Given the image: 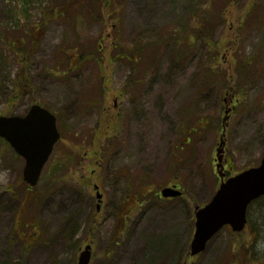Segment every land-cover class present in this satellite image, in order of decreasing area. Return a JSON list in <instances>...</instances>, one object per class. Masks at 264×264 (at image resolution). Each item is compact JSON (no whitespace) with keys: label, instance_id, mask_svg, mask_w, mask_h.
Instances as JSON below:
<instances>
[{"label":"rangeland","instance_id":"rangeland-1","mask_svg":"<svg viewBox=\"0 0 264 264\" xmlns=\"http://www.w3.org/2000/svg\"><path fill=\"white\" fill-rule=\"evenodd\" d=\"M97 3L78 0L57 15L64 0H0V116L39 104L62 134L34 188L23 181L24 159L0 139V264H78L88 245L90 264H264V198L243 232L225 227L190 256L196 207L221 174L264 156V0H124L112 38L125 49L173 31L203 37L184 50L171 35L158 50L145 41L135 74L112 64L107 93L91 57L76 70L60 61L101 38L107 46L104 32L117 21L93 19ZM205 66L216 77L201 88ZM22 71L30 93L14 94ZM93 139L103 144L95 149ZM165 188L182 195L165 199Z\"/></svg>","mask_w":264,"mask_h":264},{"label":"water","instance_id":"water-1","mask_svg":"<svg viewBox=\"0 0 264 264\" xmlns=\"http://www.w3.org/2000/svg\"><path fill=\"white\" fill-rule=\"evenodd\" d=\"M0 138H4L25 160L24 181L35 187L61 134L56 116L40 105H34L25 117H0ZM162 195L177 198L181 192L165 188ZM261 197H264V158L259 167L223 181L211 202L203 208H196V229L190 255L203 253L209 241L225 226H230L233 232H242L248 222L249 205ZM91 257L92 247L89 245L82 251L78 264H90Z\"/></svg>","mask_w":264,"mask_h":264},{"label":"trees","instance_id":"trees-1","mask_svg":"<svg viewBox=\"0 0 264 264\" xmlns=\"http://www.w3.org/2000/svg\"><path fill=\"white\" fill-rule=\"evenodd\" d=\"M76 1H78V0H64V4L61 5L59 9L57 8V10L55 11L56 14L57 15H59V14L64 15L65 13H68L69 10L71 9V6L69 4L72 3V5H73L74 2H76ZM94 1L98 2L94 6L98 10L97 14H93L92 12L88 11L87 7L83 8V10H86V11H88L89 14H92L90 16L93 19L99 20V21H102V19H103L104 23L108 22L109 20L117 21V23H115V25L112 26V31L109 30V32L108 31L104 32L105 39L108 40L107 46L102 44L103 41L101 38L100 42L98 40L96 42V44L94 46H91L90 50L83 56H80L77 51H75L73 53H68L67 51L64 50L62 53V58L60 61H61V64L63 66L66 65V63L71 62L72 65L74 66V68H72V66H69L70 70H76L77 68L81 67L82 65H84L87 62L85 60L88 57H91L90 60L95 61V63L98 64V66H99L100 72H99V75L97 78V82L98 81L100 82V84H101L100 88H103L105 93H107V90L109 89L110 81H112L111 67H112V64L114 62L123 61V62L130 65L131 70L134 74L137 72L139 61L142 59L141 53L143 52V48H141V46L143 45V43L145 41H147V44H148L147 47L149 45H154L158 50V46L161 45L162 43H165L166 36L171 35V41L174 43H177V44H181L182 48H183L182 50H184V47L190 48V46L194 45V42L197 40L198 37H203V33L200 30H198L194 39L193 38L190 39L191 33L190 34H184L181 32L173 31L171 34L165 33L163 36L162 35H160V36L150 35V36H148V38L146 37L144 39H140V41L137 43V45L134 46L132 49H127V48L125 49L119 45L117 37L115 39L112 38L113 37L112 33L115 32V26L119 22L121 23V19L123 16L124 0H94ZM231 2H230V4H231ZM202 24L205 26H208V22H207L206 17H203ZM105 30H106V27H105ZM30 41L32 43L33 49L35 50L38 46V38L37 37H30ZM190 41H191V43L188 46V43ZM23 44L24 43L21 41V46ZM86 44H88V43H86ZM177 52H179V50H177ZM251 60L253 61L254 58ZM215 62H216V56H215ZM206 64H208V61H207V63H205V65ZM66 67H68V66H66ZM107 67H109V69H110L109 74L106 72ZM243 67L245 69V72L247 73L248 68H249L248 65L246 63H244ZM205 68L207 70L205 71L204 82H203V85L201 86V88H204V83H205V86L211 85L212 80L215 81V77H216L214 75V71L210 67L205 66ZM209 76H212L211 80H210V78H208ZM97 82L94 85L95 89L97 86ZM134 83H135V80H132L129 82V84L132 86L134 85ZM13 86L18 88L17 91L14 90V92H13L14 94H16V92H18L20 94L30 93L31 78L28 77L24 71H22L18 74L16 80L14 81ZM206 88H209V87H206ZM94 92L95 93H102L103 91H102V89H99V90L96 89V91H94ZM105 93H103V94L105 95ZM88 104H91V102L89 101ZM106 116L108 117V119H111L108 114ZM101 144H103V143L99 142L98 139L92 140V147H94L95 149L97 146H99ZM93 151L94 152L90 155V157H96V155L98 156L99 149H98V151L97 150H93ZM96 158H98V157H96ZM249 262H250V264H254V262L260 263L256 260H253V259H251V261H249Z\"/></svg>","mask_w":264,"mask_h":264}]
</instances>
